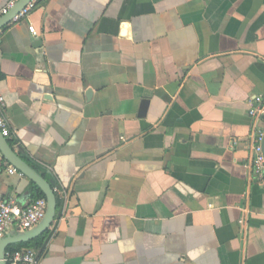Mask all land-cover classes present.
<instances>
[{
	"label": "crops",
	"instance_id": "obj_1",
	"mask_svg": "<svg viewBox=\"0 0 264 264\" xmlns=\"http://www.w3.org/2000/svg\"><path fill=\"white\" fill-rule=\"evenodd\" d=\"M0 94V204L60 202L37 264H264V0H42L0 38Z\"/></svg>",
	"mask_w": 264,
	"mask_h": 264
},
{
	"label": "built area",
	"instance_id": "obj_2",
	"mask_svg": "<svg viewBox=\"0 0 264 264\" xmlns=\"http://www.w3.org/2000/svg\"><path fill=\"white\" fill-rule=\"evenodd\" d=\"M20 1L9 0L0 9V38L4 34L6 27L29 21L31 14L42 2V0H28L23 7L13 14V9ZM29 30L35 33V27L31 24H29ZM5 102V97L0 94V134L8 139L11 137L12 132L8 120L3 114ZM249 114L254 119L255 158L253 161V174L257 180L264 182V154L262 149L264 140V104H253L250 102ZM0 156H2L1 146ZM8 171L11 174L17 172L12 165L9 166ZM56 192L65 194L64 190L61 189H57ZM47 208L48 202L45 198L34 199L24 207L14 200L2 202L0 204V242L13 225H17L24 231L37 226L46 216ZM3 260L6 264H37L38 254L34 248H22L15 252L6 251Z\"/></svg>",
	"mask_w": 264,
	"mask_h": 264
},
{
	"label": "water",
	"instance_id": "obj_3",
	"mask_svg": "<svg viewBox=\"0 0 264 264\" xmlns=\"http://www.w3.org/2000/svg\"><path fill=\"white\" fill-rule=\"evenodd\" d=\"M28 0H21L20 2L17 3L16 7L13 9V14H15L21 7L24 6V4L27 2ZM12 14V15H13ZM3 139L6 141V143L9 145L8 143V139L1 136L0 134V139ZM0 146H1V141H0ZM262 149H263V154H264V140L262 143ZM45 193L47 195V202H48V208H47V213L46 216L44 217V219L37 225H41L40 227L37 228V230H35V232L33 233H28L25 234L23 236H19V237H8V238H3L0 242V264H6V262L3 260L5 253L7 251V246L10 245L11 243L14 242H23V241H28L34 237H36L37 235H40L42 232H44L46 229L49 228L52 220L54 219L55 216V211H56V196L54 193V190L52 189V187L47 184L45 186ZM35 226V227H37ZM34 227V228H35ZM32 228V229H34ZM32 229H30L29 231H31ZM24 231V230H22ZM28 231V230H27ZM28 231V232H29ZM24 233H27L26 231H24Z\"/></svg>",
	"mask_w": 264,
	"mask_h": 264
},
{
	"label": "trees",
	"instance_id": "obj_4",
	"mask_svg": "<svg viewBox=\"0 0 264 264\" xmlns=\"http://www.w3.org/2000/svg\"><path fill=\"white\" fill-rule=\"evenodd\" d=\"M9 145L12 147L14 146V140H13V136L11 135V137L8 140ZM24 160L37 172L40 173L41 175L43 174V170L40 166V164H38L37 161H34L32 159H29L25 156ZM31 186L32 189L35 188V193H34V199L37 198H45L46 195L44 194V192L35 185V183L31 182ZM60 215V202L57 203V210H56V217L58 218ZM45 234H43L42 236L38 237L37 239H33L31 241H27V242H20V243H14V244H10L9 246H7V251L9 252H15L16 250H20L22 248H27V247H38L40 249L44 248V242L42 243H36L37 241H39V239H41L42 237H44Z\"/></svg>",
	"mask_w": 264,
	"mask_h": 264
}]
</instances>
